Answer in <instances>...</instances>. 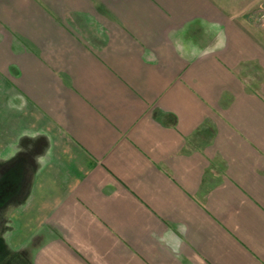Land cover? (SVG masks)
I'll list each match as a JSON object with an SVG mask.
<instances>
[{"label":"crops","instance_id":"0c3cea01","mask_svg":"<svg viewBox=\"0 0 264 264\" xmlns=\"http://www.w3.org/2000/svg\"><path fill=\"white\" fill-rule=\"evenodd\" d=\"M14 1L0 264H264V46L232 1Z\"/></svg>","mask_w":264,"mask_h":264},{"label":"rangeland","instance_id":"374dc122","mask_svg":"<svg viewBox=\"0 0 264 264\" xmlns=\"http://www.w3.org/2000/svg\"><path fill=\"white\" fill-rule=\"evenodd\" d=\"M76 3H80L82 0H75ZM231 4L228 7H231V11L234 14H241L244 19V27L253 35L257 37L260 44L264 46V0H231ZM15 4L18 3V0L14 1ZM84 4V2H83ZM232 5V6H231ZM17 8V6H15ZM6 14H10L11 11L8 7H5ZM232 13V14H233ZM75 14V13H74ZM1 18V17H0ZM76 22L82 24L79 26L80 30L85 32V20L79 18L78 16L75 17ZM6 24V23H5ZM1 21L0 19V32H8L7 26ZM7 25V24H6ZM11 34V33H10ZM16 42V45H21L23 42L18 40L17 37L13 38ZM3 40L0 38V41ZM12 88V87H11ZM7 87L3 83L2 73L0 70V162H1V149L3 145L7 144L8 141H12L13 145L16 144L17 136H16V129H17V119H18V106L17 104H11L10 108L5 109L4 105L6 104V95H9V91L7 92ZM8 102V101H7ZM11 102H9L10 104ZM18 109V110H17ZM17 148H15L16 151ZM2 176V175H1ZM13 191V190H11ZM5 209V208H4ZM3 209V210H4ZM2 210V212H3ZM5 218L3 213L0 214V225L2 218ZM2 231L0 229V253L5 254V252H9L10 256L12 257L16 251L9 250L7 246L2 245L3 238ZM4 246V247H3Z\"/></svg>","mask_w":264,"mask_h":264},{"label":"trees","instance_id":"16d2710c","mask_svg":"<svg viewBox=\"0 0 264 264\" xmlns=\"http://www.w3.org/2000/svg\"><path fill=\"white\" fill-rule=\"evenodd\" d=\"M18 172L19 166H17L16 161H13V163L11 162V165L6 167L0 166V214L8 204L12 202H17L22 199L18 197V195H16L18 194ZM20 172L24 171L20 170Z\"/></svg>","mask_w":264,"mask_h":264},{"label":"clouds","instance_id":"9594fccd","mask_svg":"<svg viewBox=\"0 0 264 264\" xmlns=\"http://www.w3.org/2000/svg\"><path fill=\"white\" fill-rule=\"evenodd\" d=\"M179 242V241H178Z\"/></svg>","mask_w":264,"mask_h":264}]
</instances>
